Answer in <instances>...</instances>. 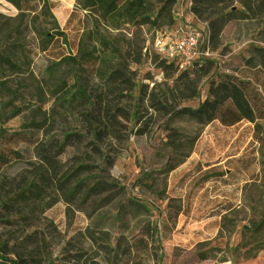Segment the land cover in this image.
Returning a JSON list of instances; mask_svg holds the SVG:
<instances>
[{
    "label": "trees",
    "instance_id": "1",
    "mask_svg": "<svg viewBox=\"0 0 264 264\" xmlns=\"http://www.w3.org/2000/svg\"><path fill=\"white\" fill-rule=\"evenodd\" d=\"M4 1L18 17H31L30 22L46 29L34 31L51 63L40 80L29 76L41 104L36 108L40 119L32 116L19 127H9L25 110L16 109L8 116L3 113L6 105L0 107V264H144L146 257L156 254L159 233L150 218L138 222L134 231L121 223L113 229L123 212L118 199L124 188L109 180L108 171L118 154L114 144L148 135L160 121L217 123L223 128L247 123L253 143L264 148V0H190L188 10L205 24L204 50L211 54L229 52L222 36L231 23L252 30L249 46L240 55L241 65L225 71H218L210 59L179 69L175 60L148 56L144 35L174 26L177 0H76L63 29L52 16L60 0ZM130 29V37L122 38ZM12 48L0 50V85L23 74ZM142 63L157 69L161 80H153L147 72L149 82L138 83L132 66ZM204 83L206 96L199 105L183 106L198 98ZM170 127L163 128L165 136L181 139L182 132ZM22 145L31 148L34 160L24 159L18 150ZM244 168L239 172L242 180H234L238 174L229 168L207 171L202 183L209 184V191L217 186L213 190L217 193L218 187L231 186L236 195L242 183L258 181V173ZM217 195L206 205V233L218 231L222 217L234 209L232 201H219ZM139 203L129 199L128 205L147 211ZM59 204L81 218L71 234L62 235L47 214ZM113 205L117 218L103 216L102 211ZM143 215L132 214L134 219ZM203 231L191 232L196 248L212 236ZM197 256L209 259L202 252Z\"/></svg>",
    "mask_w": 264,
    "mask_h": 264
},
{
    "label": "rangeland",
    "instance_id": "2",
    "mask_svg": "<svg viewBox=\"0 0 264 264\" xmlns=\"http://www.w3.org/2000/svg\"><path fill=\"white\" fill-rule=\"evenodd\" d=\"M75 1L60 0L52 10L59 29L65 27L68 14L76 8ZM16 13L6 1L0 0V29L3 32L0 36V50L13 47L16 60L22 64L23 73L9 77L5 81L6 85H0V107L6 105L3 113L12 116L16 109L25 110L7 124L9 127H19L32 116V119H40L41 113L38 114L36 108L41 107V104L34 95L35 86L31 88L29 76L32 73L40 80L45 68L51 63L41 50L40 34L34 31L42 32L46 29L40 27L37 21L30 22L31 17L21 18ZM173 15L174 26L156 34L144 35L146 44L149 42L151 45L155 38L167 41L175 33L190 30L197 33L198 48L204 50L206 32L189 14L188 1L177 0ZM132 29L125 31L121 37L129 38ZM251 36L252 30L243 23H231L222 36L223 44L229 52L224 56L210 53L207 59L215 62L218 71L240 66V55L248 48ZM150 50L152 52V48ZM132 69L137 74L138 83L149 82L146 79L147 72L153 80H161L160 72L149 63L132 66ZM137 94L138 89L134 96ZM205 96L206 83L202 85L198 98L183 106L196 108ZM45 110L48 112L49 107ZM162 122L157 123L148 135L132 136L121 145L114 144L118 154L114 168L108 171V178L124 188V195L118 199L123 205V212L120 220L113 223V229L117 230L121 223L134 231L140 225L138 222L145 218L157 224L160 250L146 257L144 264H264V250H259L264 248V148L253 143L251 126L240 123L231 128H223L217 123L201 126L186 120ZM165 126L180 130L182 138L171 140L165 136L162 131ZM18 150L24 159L34 160L28 146L22 145ZM234 156L238 160L235 158L226 162V159ZM245 166L258 173V181L242 183L236 195L231 186L226 189L218 187L217 193V186L215 188L212 185L213 189L209 191V184L202 183L207 171L218 169L226 172L229 168L238 174L234 180H242L244 175L239 172L244 171ZM152 179L156 181L150 188ZM214 195H217L219 201H232L234 209L222 217L220 229L203 246L197 247V251L196 246L191 244V232L203 227V217L209 208L206 205ZM129 199L143 202L147 211L128 205ZM116 210L117 207L113 205L105 208L102 215L117 218ZM134 212L144 215L134 219ZM47 214L53 217L62 235L71 234L81 221L77 213L67 212L62 204L53 207ZM57 250L58 247L54 249V255ZM198 252L205 253L209 259L199 260Z\"/></svg>",
    "mask_w": 264,
    "mask_h": 264
},
{
    "label": "built area",
    "instance_id": "3",
    "mask_svg": "<svg viewBox=\"0 0 264 264\" xmlns=\"http://www.w3.org/2000/svg\"><path fill=\"white\" fill-rule=\"evenodd\" d=\"M187 1L189 8L190 0ZM198 42L197 33L185 30L175 33L173 38L167 41L155 38L151 45L149 42L146 44L145 51L148 56L153 53L169 60H175L179 64V69H189L194 61H202L210 55L207 50L198 48Z\"/></svg>",
    "mask_w": 264,
    "mask_h": 264
},
{
    "label": "crops",
    "instance_id": "4",
    "mask_svg": "<svg viewBox=\"0 0 264 264\" xmlns=\"http://www.w3.org/2000/svg\"><path fill=\"white\" fill-rule=\"evenodd\" d=\"M189 11V10H188ZM189 14H190V12H189ZM191 15V14H190ZM192 16V15H191ZM193 17V16H192ZM175 19V18H174ZM195 19V18H194ZM195 21L197 22V23H199L200 25H202L203 26V28L205 29V32H206V26H205V24H202V23H200L199 21H197L196 19H195ZM204 229H203V227L202 228H199V230L198 231H203ZM217 231V230H216ZM215 231V232H216ZM205 234H209V235H213V234H211V233H206L205 231H203Z\"/></svg>",
    "mask_w": 264,
    "mask_h": 264
}]
</instances>
